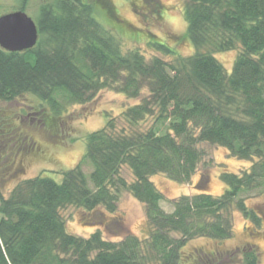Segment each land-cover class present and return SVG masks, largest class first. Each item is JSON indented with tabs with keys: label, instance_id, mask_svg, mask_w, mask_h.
I'll use <instances>...</instances> for the list:
<instances>
[{
	"label": "trees",
	"instance_id": "16d2710c",
	"mask_svg": "<svg viewBox=\"0 0 264 264\" xmlns=\"http://www.w3.org/2000/svg\"><path fill=\"white\" fill-rule=\"evenodd\" d=\"M21 1L14 11H24ZM184 17L182 38L192 44V54L180 56L163 40L148 43L174 55L171 62L147 59L138 48L123 51L113 28L129 31L113 21L116 12L103 0L45 2L34 20L35 46L21 52L0 48V102L32 95L39 108L59 115L103 89L134 100L146 92L121 111L130 130L106 119L86 134L82 159L60 171V181L39 174L21 179L7 196L0 189V264H181L191 240L231 238L234 211L258 226L260 215L245 199L264 190V0H185ZM232 50L237 54L228 73L214 53ZM149 116L151 126L132 128ZM1 134L13 135L0 122ZM20 141L13 140L15 153L24 150ZM203 143L251 164L240 172L221 166V194L199 187L165 211L163 190L151 177L188 183L204 158ZM84 162L91 167L88 175ZM15 165L14 171L22 170L20 161ZM121 191L144 206L142 239L122 234L115 216ZM68 206L85 212L83 222L96 230L87 237L69 233L62 215ZM100 227L118 237H103ZM242 264H259L258 251L244 252Z\"/></svg>",
	"mask_w": 264,
	"mask_h": 264
},
{
	"label": "rangeland",
	"instance_id": "374dc122",
	"mask_svg": "<svg viewBox=\"0 0 264 264\" xmlns=\"http://www.w3.org/2000/svg\"><path fill=\"white\" fill-rule=\"evenodd\" d=\"M20 1L0 0V15L14 11V8L22 2ZM50 1L52 0H26L24 12L36 20L40 5ZM103 1H106L109 9L116 12L117 20L113 21L122 24L123 29L130 32L124 35L123 32L113 28L114 33L120 37L118 38L122 43L123 51L138 48L147 59L154 55L171 62L175 58L174 55H164L148 45L149 41L163 40L180 56H188L194 52L192 44L186 37L182 38L186 32L185 0H136L133 3L131 0ZM137 33L140 35L137 36ZM236 54V50L214 53L215 58L228 73L231 71ZM143 92L146 94L145 91ZM143 94L136 101L122 93L103 89L85 104L65 106L59 115H55L48 107L39 108V102L32 95L11 102H0V122L3 123L5 131L13 133L12 138L9 139H7L9 136L0 135L2 193L7 196L21 179L39 174L60 181V171L73 168L82 159L86 134L104 126L106 119L112 118L118 129L124 127L130 130L129 125L122 121L121 111L140 102L144 97ZM153 122L154 116H149L137 127H131L134 130H144ZM17 137L19 141L23 138L19 143H22L24 150L15 153L14 147L17 143L13 144V140ZM26 141L31 144L27 145ZM200 148L204 152V158L199 164L198 171L188 183L173 182L163 174L151 177L159 189L163 190L161 206L165 211L171 210V203L174 200L182 195L193 194L199 187H203L213 195L221 194L225 188L219 179L221 166L233 172H240L248 169L251 164L248 160L231 157L222 147L203 143ZM18 161L22 163L23 168L16 172L14 167ZM90 169V165L84 162L82 170L88 175ZM123 175L128 181L132 180L133 176L128 168L123 169ZM201 175L204 178H201ZM245 201L249 208L260 215L258 226L245 219L238 211H234L231 238L222 241L205 238L191 240L184 249L181 264H242L244 252L253 248L258 251L259 264H264L263 187L253 191ZM62 215L69 233L87 237L96 230L93 224L83 222L85 212L76 207H66L62 210ZM115 216L121 218L123 235L134 234L141 239L146 236L144 206L127 191H121L118 195ZM99 230L105 238L115 240L118 237L104 227H100Z\"/></svg>",
	"mask_w": 264,
	"mask_h": 264
},
{
	"label": "water",
	"instance_id": "95a60500",
	"mask_svg": "<svg viewBox=\"0 0 264 264\" xmlns=\"http://www.w3.org/2000/svg\"><path fill=\"white\" fill-rule=\"evenodd\" d=\"M35 21L24 11L0 15V48L8 52L31 49L37 42Z\"/></svg>",
	"mask_w": 264,
	"mask_h": 264
},
{
	"label": "flooded vegetation",
	"instance_id": "af4514ba",
	"mask_svg": "<svg viewBox=\"0 0 264 264\" xmlns=\"http://www.w3.org/2000/svg\"><path fill=\"white\" fill-rule=\"evenodd\" d=\"M12 12V11H11Z\"/></svg>",
	"mask_w": 264,
	"mask_h": 264
}]
</instances>
